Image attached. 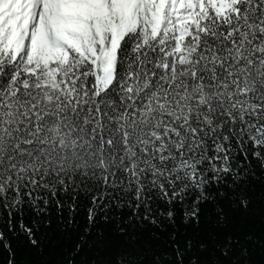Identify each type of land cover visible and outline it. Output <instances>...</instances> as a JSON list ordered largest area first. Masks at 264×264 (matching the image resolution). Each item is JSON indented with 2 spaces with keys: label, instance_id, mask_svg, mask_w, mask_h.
I'll list each match as a JSON object with an SVG mask.
<instances>
[{
  "label": "snow or ice",
  "instance_id": "obj_1",
  "mask_svg": "<svg viewBox=\"0 0 264 264\" xmlns=\"http://www.w3.org/2000/svg\"><path fill=\"white\" fill-rule=\"evenodd\" d=\"M0 264H264V0H0Z\"/></svg>",
  "mask_w": 264,
  "mask_h": 264
}]
</instances>
